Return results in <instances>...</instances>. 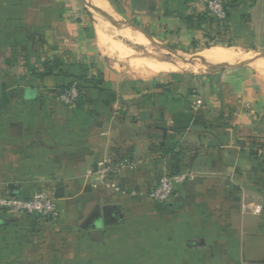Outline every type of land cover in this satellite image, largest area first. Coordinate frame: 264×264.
<instances>
[{"label": "crops", "instance_id": "1", "mask_svg": "<svg viewBox=\"0 0 264 264\" xmlns=\"http://www.w3.org/2000/svg\"><path fill=\"white\" fill-rule=\"evenodd\" d=\"M222 1L223 30L197 0L91 2L123 19L121 32L169 52L211 50L209 38L264 53V0ZM96 14L82 0H0V50L34 31L46 40L40 52L64 61L59 76L31 74L39 88L17 69L9 105L0 100V195L10 184L17 196L49 193L61 212L57 222L0 212V264H240L244 236L264 240V56L190 76H131ZM90 79L101 85L87 83L75 107L54 101L55 87ZM104 158L131 166L104 181ZM177 175L185 179L167 203L138 196Z\"/></svg>", "mask_w": 264, "mask_h": 264}, {"label": "rangeland", "instance_id": "2", "mask_svg": "<svg viewBox=\"0 0 264 264\" xmlns=\"http://www.w3.org/2000/svg\"><path fill=\"white\" fill-rule=\"evenodd\" d=\"M84 10V8H83ZM105 13L109 15V17L113 16L112 12L107 9ZM90 15V14H89ZM95 19L100 22L107 21V34L112 37L116 42L120 44L121 47L116 48L118 50L117 55V65L122 67V71H124L127 75L131 76H144L148 71V67L146 65L151 61H163L169 64H178L181 67L176 72L171 73H159L156 75L145 77L146 79L157 78L161 76L169 77L170 75H193L201 72H205L210 69H221V66H212V65H203L200 64L195 58H197V54L189 53L188 51H168L167 49L157 47L152 45L148 40L142 39L140 36L134 34L129 29H123V32L118 30L119 28L117 23L115 24L113 19H105L100 14L94 15ZM115 21L123 22V19L115 18ZM103 19V20H102ZM112 23V25L110 24ZM120 31V32H119ZM31 32V31H30ZM33 37L24 38L23 36L17 38L15 43V49L11 48L9 50H0V100L3 105L8 106L10 100L8 96L5 94V89L11 88L16 83V79L13 77L9 78V74H13L17 71V73H23L27 77V80L24 81L23 84L26 87L31 88H39V85L32 78L31 74L35 76L36 73H42L45 69L52 68L53 73H59L61 67L63 66V58L57 57H49L45 55L46 53L40 52V49L43 50L46 44V40L41 36H37L33 31ZM26 44V46L23 45ZM215 48H225L235 53L234 57H232L227 62H232L234 65H244L250 63V61L256 57H263L264 53L262 52H250L243 53L239 49H235L233 44L231 43L228 47L226 45H211V47ZM207 48V49H209ZM214 49V48H213ZM212 50V49H211ZM210 51V50H207ZM29 52V53H27ZM246 52V51H245ZM195 57V58H194ZM56 61V64L55 62ZM59 63V64H58ZM55 65H57V69H55ZM264 72V68L262 70ZM77 81L71 82V84H67L65 86H70L75 84ZM64 86V85H63ZM62 87H55L56 92ZM26 98H31L29 93H26ZM55 101V100H54ZM7 119V118H6ZM5 119V120H6ZM258 196V195H257ZM254 197L252 194L245 195L244 199H251ZM42 222V220H41ZM44 222V221H43ZM39 226H34V232H38ZM242 238V236H241ZM263 237H248L244 236L243 245H245V256L243 261L240 264H247L250 261L254 262H263L264 261V240ZM244 247V246H243Z\"/></svg>", "mask_w": 264, "mask_h": 264}, {"label": "built area", "instance_id": "3", "mask_svg": "<svg viewBox=\"0 0 264 264\" xmlns=\"http://www.w3.org/2000/svg\"><path fill=\"white\" fill-rule=\"evenodd\" d=\"M197 3L209 18L223 25L226 19V9L222 0H197ZM79 95V90L74 84L68 89L57 92L54 99L63 106L73 108L78 102ZM130 166L131 163L124 158L119 162L104 158L97 162V171L104 181L115 182L119 175ZM184 179L183 175L163 176L152 189L139 191L138 196L158 204L167 203L173 197L176 185L182 183ZM114 189L118 190L115 186ZM256 211L259 212L260 209L257 208ZM0 212L12 218L26 217L48 222H57L61 217L54 196L44 192H37L30 197L11 196L7 193L0 195Z\"/></svg>", "mask_w": 264, "mask_h": 264}, {"label": "bare ground", "instance_id": "4", "mask_svg": "<svg viewBox=\"0 0 264 264\" xmlns=\"http://www.w3.org/2000/svg\"><path fill=\"white\" fill-rule=\"evenodd\" d=\"M100 0H98L99 2ZM101 4V3H100ZM103 20V19H102ZM235 53H232L229 49L225 48H214L210 51H203L199 52L197 54V57L207 63L208 65L210 64H216V63H221V62H227L229 61L232 57H234ZM146 67H148V71L145 73V77L156 75L159 73H171V72H176L178 69L181 67L178 64H169L163 61H150ZM143 75L140 76L143 79L145 78Z\"/></svg>", "mask_w": 264, "mask_h": 264}, {"label": "trees", "instance_id": "5", "mask_svg": "<svg viewBox=\"0 0 264 264\" xmlns=\"http://www.w3.org/2000/svg\"><path fill=\"white\" fill-rule=\"evenodd\" d=\"M226 9V8H225ZM207 17H208V15L206 14V13H204ZM209 18V17H208ZM227 18H228V12H227V10H226V19H225V21L223 22V25L221 24H219V23H216L213 19H211V18H209V20L211 21V23L216 27V29L217 30H223V28H225V24H226V22H227ZM221 35H223V34H221V33H217L216 34V36L217 37H219V36H221ZM215 44H222V45H226L227 47L231 44V42L228 40V41H225V40H218ZM211 45H212V42L210 41V39L208 38V41L206 42V44L204 45L205 46V48L207 49V48H209V47H211ZM54 71H53V69L52 68H48V69H45L42 73H36L35 74V77L37 78V79H43L44 77H48V76H59V75H61V72H59V73H53ZM79 79H81V77L79 78ZM90 84L91 86H93V87H95V86H100L101 85V82H99V81H96V83H93L92 82V80L90 79V80H87V82H77L76 83V86H77V88H78V90H79V99H78V102L77 103H80L81 101H82V99H83V91H84V89L86 88L85 86H87L88 84ZM74 85V84H73ZM72 85H70V86H63L61 89H59L57 92H60V91H62L63 89H68L69 87H71ZM101 90H103V89H101ZM56 92V93H57ZM55 96H56V94H55ZM55 96H54V98H55ZM77 105V104H76Z\"/></svg>", "mask_w": 264, "mask_h": 264}, {"label": "water", "instance_id": "6", "mask_svg": "<svg viewBox=\"0 0 264 264\" xmlns=\"http://www.w3.org/2000/svg\"><path fill=\"white\" fill-rule=\"evenodd\" d=\"M92 0H82V3L84 5L85 8H90V9H93L95 10L97 13H99L103 18H106V19H111L109 17V15H107L106 13H104L99 7H97L96 5H94L93 2H91ZM118 24H120L119 22H117ZM148 40H150L145 34H143ZM195 58V57H194ZM200 64H203V65H206L203 61H201L199 58H195ZM219 66H221L222 69H226V68H229V67H239L241 66L240 64L238 65H234V64H220ZM8 195H17L18 194V187L16 185H8ZM180 204V200L179 199H176L174 201V206H179ZM119 216V215H118ZM119 219H121V216L118 217ZM96 229H92L93 233L96 234V235H101V231H94Z\"/></svg>", "mask_w": 264, "mask_h": 264}]
</instances>
